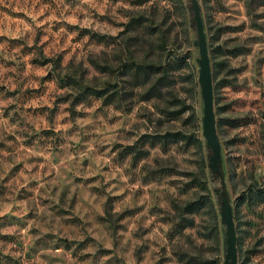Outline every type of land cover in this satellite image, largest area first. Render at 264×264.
<instances>
[{
	"label": "rangeland",
	"instance_id": "374dc122",
	"mask_svg": "<svg viewBox=\"0 0 264 264\" xmlns=\"http://www.w3.org/2000/svg\"><path fill=\"white\" fill-rule=\"evenodd\" d=\"M199 2L239 264H264V0ZM192 17L190 0H0V264H224ZM127 55L172 63L173 86L143 100L124 81L107 103L64 84L105 86L92 60Z\"/></svg>",
	"mask_w": 264,
	"mask_h": 264
},
{
	"label": "water",
	"instance_id": "95a60500",
	"mask_svg": "<svg viewBox=\"0 0 264 264\" xmlns=\"http://www.w3.org/2000/svg\"><path fill=\"white\" fill-rule=\"evenodd\" d=\"M190 10L193 14L192 26L197 31L194 45L199 48V84L204 102L203 134L210 151L209 168L213 178L219 180L221 186L215 189L220 204L222 223L225 225L226 255L224 264H239L238 237L234 221L233 206L226 183V174L223 163L222 147L217 130V121L214 103V84L211 58L202 16V7L199 0H190Z\"/></svg>",
	"mask_w": 264,
	"mask_h": 264
},
{
	"label": "trees",
	"instance_id": "16d2710c",
	"mask_svg": "<svg viewBox=\"0 0 264 264\" xmlns=\"http://www.w3.org/2000/svg\"><path fill=\"white\" fill-rule=\"evenodd\" d=\"M140 24L141 19L139 17H132L127 24V28L128 30H134ZM175 63H178V60ZM92 64L96 69L113 75L115 79L114 81L109 80L105 86H101L90 84L84 79H78L75 75H68L69 78L64 84L76 90V100L78 101L88 96H94L97 98L104 97L107 103H122L124 100L130 98L127 97L128 91L124 81L131 86L133 91L141 90V98L143 100L158 99L162 96L164 87L173 86V80L170 75V69L173 65L169 61L149 62L147 60H139L132 55H127L121 59L117 69L109 63H100L97 59L92 60ZM125 76H128L129 79H124ZM134 94L132 92V96ZM163 138H166V136ZM192 205V202H188L183 213L188 210L192 213ZM183 213L182 218H185ZM184 220L185 223L182 224V229L193 225V219L185 218Z\"/></svg>",
	"mask_w": 264,
	"mask_h": 264
}]
</instances>
